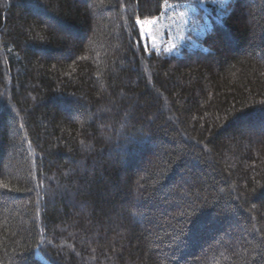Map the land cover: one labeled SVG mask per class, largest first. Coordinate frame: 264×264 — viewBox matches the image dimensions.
Instances as JSON below:
<instances>
[{
    "label": "trees",
    "instance_id": "1",
    "mask_svg": "<svg viewBox=\"0 0 264 264\" xmlns=\"http://www.w3.org/2000/svg\"><path fill=\"white\" fill-rule=\"evenodd\" d=\"M0 264H264V0H0Z\"/></svg>",
    "mask_w": 264,
    "mask_h": 264
},
{
    "label": "rangeland",
    "instance_id": "2",
    "mask_svg": "<svg viewBox=\"0 0 264 264\" xmlns=\"http://www.w3.org/2000/svg\"><path fill=\"white\" fill-rule=\"evenodd\" d=\"M140 25L142 40L147 48L176 53L186 45L196 46L195 42L184 35L180 19L169 11L159 17L143 21Z\"/></svg>",
    "mask_w": 264,
    "mask_h": 264
},
{
    "label": "snow or ice",
    "instance_id": "3",
    "mask_svg": "<svg viewBox=\"0 0 264 264\" xmlns=\"http://www.w3.org/2000/svg\"><path fill=\"white\" fill-rule=\"evenodd\" d=\"M225 2H226V0H225ZM137 23H140V21L138 20Z\"/></svg>",
    "mask_w": 264,
    "mask_h": 264
}]
</instances>
